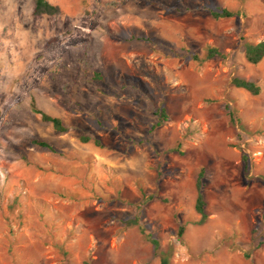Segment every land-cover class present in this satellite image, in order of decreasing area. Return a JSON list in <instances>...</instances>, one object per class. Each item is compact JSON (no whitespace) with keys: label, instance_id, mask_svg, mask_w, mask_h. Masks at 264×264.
Here are the masks:
<instances>
[{"label":"rangeland","instance_id":"obj_1","mask_svg":"<svg viewBox=\"0 0 264 264\" xmlns=\"http://www.w3.org/2000/svg\"><path fill=\"white\" fill-rule=\"evenodd\" d=\"M48 1L0 0V264H264V0Z\"/></svg>","mask_w":264,"mask_h":264},{"label":"trees","instance_id":"obj_2","mask_svg":"<svg viewBox=\"0 0 264 264\" xmlns=\"http://www.w3.org/2000/svg\"><path fill=\"white\" fill-rule=\"evenodd\" d=\"M62 13L59 6L51 4L48 0H34V8H33V14L35 16H49V17H57L60 16ZM241 15V12L239 11H231L228 9H221L218 11H212L211 16L218 20L222 18H233V17H239ZM245 57L246 60L253 65H257L261 63L264 60V41H261L259 43H246L245 44ZM207 58L214 59V58H225V54L219 51L215 47H210L207 49ZM233 85L237 88L244 89L251 93L252 95H259L260 94V87L251 81L241 79V78H234L233 79ZM37 113L41 114L42 120L48 123H51L52 126L55 128L56 131L60 133H65L67 131V128L63 125V122L60 118L57 117H51L45 113H42L40 111H37ZM168 119V116L166 114L165 109H162L160 112V121L157 124V126H161L163 122H166ZM83 141L85 143L89 142V138H84ZM36 145H39L43 148H48L51 151H54V149L45 142L35 141ZM96 144H100L97 140L95 141ZM243 160L245 163V173L248 174L249 168H248V156L244 155ZM204 176L205 171L204 169H201V171L198 174L197 178V198H196V204L195 209L197 213L201 215V222H204L208 216L206 213V207L207 202L204 194ZM184 232V227L180 228L179 234L182 236ZM153 243L157 246V241H153ZM264 244V241H259L257 246H261ZM84 264H89L88 262H85ZM162 264H168L166 256L163 254Z\"/></svg>","mask_w":264,"mask_h":264}]
</instances>
